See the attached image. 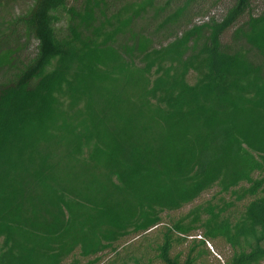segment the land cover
<instances>
[{
	"label": "trees",
	"instance_id": "16d2710c",
	"mask_svg": "<svg viewBox=\"0 0 264 264\" xmlns=\"http://www.w3.org/2000/svg\"><path fill=\"white\" fill-rule=\"evenodd\" d=\"M231 1L223 17L209 18L211 8L158 47L134 29L148 10H164L156 0L113 12L106 0H34L0 34V71L14 68L21 46L6 43L19 28L37 42L28 65L0 84V264H64L76 252L101 264L118 240L213 185L251 198L243 213L224 216L231 202L192 208L165 226L155 261L144 264L264 261V176L251 177L264 172V14L251 0ZM120 35L129 42L116 46ZM216 239L231 248L223 262L208 260Z\"/></svg>",
	"mask_w": 264,
	"mask_h": 264
},
{
	"label": "rangeland",
	"instance_id": "374dc122",
	"mask_svg": "<svg viewBox=\"0 0 264 264\" xmlns=\"http://www.w3.org/2000/svg\"><path fill=\"white\" fill-rule=\"evenodd\" d=\"M82 0H67V7L78 6ZM137 0H106L108 12H113L115 9L119 8L125 3L135 2ZM186 0H156L155 7L164 8L163 11L159 13L156 9L148 10L147 13L135 20L134 29L139 32H144L153 40L155 47L163 46L173 40L175 37L180 36L185 30H187L192 24L201 21L203 16L211 8L212 10L208 14V17L221 18L226 13L227 8L231 4V0H192L188 6H186L185 11L177 22L171 23L167 26L163 24V20L173 12L177 6L183 5ZM34 0H16L6 7L0 8V34L6 33L9 30L10 24L18 17L26 15L31 7L33 6ZM251 10L254 14H264V0H251ZM60 20L56 23V28L59 31L64 30L67 15L64 11L59 12ZM247 12L238 23H241L247 19ZM100 20L102 18L98 16ZM20 35L19 39L15 36H11L8 42V46L17 47L21 46V50L16 55V61L14 68L11 70L3 69L0 71V84L12 81L15 76L20 72V70L28 65L36 53V40L32 36H27L23 32L22 28L17 31ZM231 30H228L223 36V41L229 43L228 36ZM129 42V35H120L116 38V46L122 45ZM253 60L258 59L253 54H251ZM133 62L136 65H141V56L135 55L133 57ZM195 75L193 73L189 74L188 81L193 82ZM264 176V172H253L251 174L252 179H259ZM248 184L243 182L240 187H247ZM251 198L247 197L241 201H236L234 197L230 194H223L219 192V187L213 185L211 188L202 192L193 202L184 205L175 211H163L161 215V223L156 227L148 230L140 235L130 234L120 240H118L114 245L116 247L115 251L107 250L103 252L100 256L101 264H122V263H132L135 259L139 260V264L148 263L150 260L155 261V252L153 248L158 242L161 241L162 231L165 226L170 225L173 221L178 220L180 217L187 214L192 208L197 206L205 207L208 204L222 206L224 203H232L230 206L225 207L223 213L224 216L231 217V219L238 218L244 210V206ZM186 245H180L175 248L176 251L183 250ZM209 250V261L218 260L223 262L225 257L231 254V248L225 244L222 240L211 241L206 244ZM78 259L79 264H85L87 258L80 256L77 252L73 256L65 259L64 264H71L73 259ZM205 258L204 260H206ZM152 262V263H153ZM264 264V261L261 263Z\"/></svg>",
	"mask_w": 264,
	"mask_h": 264
},
{
	"label": "built area",
	"instance_id": "2783aa9c",
	"mask_svg": "<svg viewBox=\"0 0 264 264\" xmlns=\"http://www.w3.org/2000/svg\"><path fill=\"white\" fill-rule=\"evenodd\" d=\"M206 18H204V20H205ZM202 21V20H201ZM201 21H199V22H201Z\"/></svg>",
	"mask_w": 264,
	"mask_h": 264
}]
</instances>
